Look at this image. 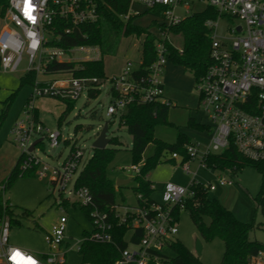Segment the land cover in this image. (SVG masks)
I'll use <instances>...</instances> for the list:
<instances>
[{"label": "built area", "instance_id": "1", "mask_svg": "<svg viewBox=\"0 0 264 264\" xmlns=\"http://www.w3.org/2000/svg\"><path fill=\"white\" fill-rule=\"evenodd\" d=\"M129 2L128 12L122 19L128 21L132 17L139 18L145 11H150L151 25L157 30V35L150 31L156 37V51L155 60L146 73L136 75L142 66L141 58L137 66L126 61L118 75L103 79L78 78L70 71H49L54 63L76 64L102 59L99 47L64 49L57 46L63 35L71 36L82 26L93 25L101 20V8L97 0H29L30 11L27 13L26 0H8L4 16L0 17V70L17 73L26 60L28 66L23 70L25 75L35 73L32 92L23 108L24 115L15 121L11 136L20 150L21 172L34 171L38 179L46 181L52 187L51 193L57 192L59 195L58 207L61 212H66V207L71 206L79 207L88 214L93 231L77 249V253L82 256V249L93 244L115 246L117 228L125 227L128 230L124 236L126 247L120 251L115 264H169L170 255L167 251L179 232L175 208L184 210L185 201L194 196L192 188L202 185L196 181L197 173L191 174L190 162L199 161L200 169L213 171L207 167V158L221 154L230 145H234L250 161L264 160V0ZM198 5H204L203 9H198ZM137 6L143 11L135 10ZM207 8L214 9L217 17L205 23L209 30L210 65L205 75L196 82V91L200 108L212 125L211 138L204 150L199 143L186 145V159L177 153L171 155L175 161L181 162L184 159L183 170L193 178L190 185L181 187L171 183L164 184L161 203L152 199L144 200L136 207L120 206L117 203L108 211L97 208L90 190L77 184L86 166L80 170L85 157L81 149L72 145L67 157L57 162V165L44 162L35 154L44 140H48L50 148L55 150L60 146L62 138L60 131H49L39 120L36 106L38 100L54 99L65 104L74 103L89 96L91 91L101 92L106 83L110 98L108 117L120 119L130 104L160 103L170 106L163 97L162 75L171 62V48L180 54L183 52L172 41L170 29ZM223 17L242 22L236 28H228L224 38L216 33ZM57 21L68 26L59 32ZM142 39L141 51L144 35ZM74 53H83L87 57L78 61L66 59L67 55ZM41 76L54 78L41 81ZM68 141H65L66 144ZM60 157L61 155L57 159ZM141 166L142 163L133 165L127 172L138 176L141 174ZM220 173L230 174L228 171ZM221 175L217 178V184L209 182L203 185L208 193L232 186V182ZM67 223L68 218L63 216L45 233L48 252L39 254L13 245L10 242L12 221L6 216L1 217L0 264H68L69 249L65 237ZM138 233L142 237L135 244L132 238ZM250 264H264V252L251 258Z\"/></svg>", "mask_w": 264, "mask_h": 264}, {"label": "rangeland", "instance_id": "2", "mask_svg": "<svg viewBox=\"0 0 264 264\" xmlns=\"http://www.w3.org/2000/svg\"><path fill=\"white\" fill-rule=\"evenodd\" d=\"M204 5H198V9H203ZM135 10L142 12V8L135 7ZM152 18L149 14L142 15L137 19L138 25L149 28L153 34L157 35V30L151 25ZM217 34L219 37H226L228 28H236L242 25L238 19L223 17L219 21ZM106 28V25L104 26ZM103 50L106 53L102 56L105 72L108 77L117 74L123 63L131 61L137 66L141 58L142 37L134 35L130 37L117 38L106 29L104 34ZM172 41L177 47L181 45L179 37H172ZM86 54L74 53L66 56V59L76 61L85 59ZM78 66L79 63H76ZM178 66L174 63H171ZM28 66L26 60L22 62L17 73H5L0 70V197L2 202H7L10 209V219L12 227L10 232V242L26 251L44 254L48 252L45 243V233L59 221L63 216L68 218L66 226V244L69 253L67 255L68 264H82V256L77 253V249L93 231V224L88 214L81 208L66 207V212H61L58 203L57 192L51 193L52 187L46 182L37 178L35 173L19 177L9 188L4 189L8 177L20 157V150L14 144L11 136V129L17 119L23 117V108L32 92V85L23 82L25 76L24 69ZM183 77L173 78L174 100L169 109L168 125H158L154 131L156 139L168 144L176 143L180 134L186 135L190 143H199L204 150L209 145L211 134L207 131L188 127L190 118L198 123L212 126L204 116L199 102V95L196 91V81L190 72L184 73ZM118 75V74H117ZM53 76H41V81L53 79ZM110 104L108 96V86L106 83L101 88L97 98L89 96L82 97L72 103L73 108L67 112L64 119L59 122L60 116L66 109V104L54 99H40L36 106L39 120L51 132L60 131L62 134L60 146L52 150L48 140L38 147L36 152L44 162L57 165V162L65 159L72 145L81 149L84 154V161L80 168L93 157L95 149L93 143L98 138L100 131L106 123L109 124L107 138L109 140L118 139L120 144L111 145L115 151L114 160L108 166L107 174L114 180L130 181L126 187L117 192V203L120 206L136 207L138 204L137 195L133 188L135 176L127 172L133 167L132 162V137L125 127H121L118 118L107 116V108ZM70 140V141H68ZM65 141H68L66 144ZM155 146L150 144L143 159L154 156ZM61 155L59 159L58 156ZM199 161L190 162L191 174L197 173L196 181L202 185L207 183L217 184V178L222 173L218 171H208L199 168ZM222 177L230 180L232 186L218 188L209 193L210 199L218 200L225 208L230 210L235 218L243 224H255V230L250 234L251 240H256L264 244V217L261 211H256L254 198L262 187V176L251 166H245L234 176L223 173ZM150 181L154 190L152 199L155 202H162V192L159 189L167 183L188 187L192 181V175L187 174L180 165V161L168 162L158 165L149 173ZM209 224V219L205 220ZM178 234L175 240L181 242L191 253L199 258L202 264H221L225 245L220 239L206 242L199 235L188 211L182 210L178 221ZM200 241L203 247L201 255L196 253V242ZM132 249L131 247H129ZM167 254L175 256L172 250Z\"/></svg>", "mask_w": 264, "mask_h": 264}, {"label": "trees", "instance_id": "3", "mask_svg": "<svg viewBox=\"0 0 264 264\" xmlns=\"http://www.w3.org/2000/svg\"><path fill=\"white\" fill-rule=\"evenodd\" d=\"M101 8V20L93 25H85L76 30L71 36L63 35L62 41L57 46L64 49H70L79 46L99 47L104 56L103 41L106 29L113 33L115 37H130L134 35L137 38L145 36L142 44V66L136 72V75L146 73L147 68L155 60L156 37L150 33L149 28H144L134 22L138 17H132L124 21L122 17L127 14L130 2L129 0H97ZM8 0H0V17L4 16ZM151 14L145 11L142 15ZM141 15V16H142ZM217 12L212 8L204 9L200 13H194L186 18L179 25L170 29L171 37L181 39L180 48L182 54L176 49L171 48L170 61L190 72L197 82L203 77L210 65V39L209 30L205 23L209 19H216ZM106 25V28L104 26ZM56 26L61 32L68 24L57 21ZM78 66L75 63H54L49 67L50 72L70 71L78 78L97 77L103 79L106 77L103 59L100 61L81 62ZM35 73H29L22 79L23 82H29L33 85ZM100 95V91H91L89 97L94 99ZM170 106L160 103L151 105L130 104L125 109L119 119L121 127H125L132 137V162L133 165L142 163L141 174L135 176L136 186L133 188L137 195L138 203L144 200L152 201L154 186L148 179L149 173L162 163L176 161L171 158L174 153L185 157V146L190 143V139L180 134L176 143L168 144L158 140L154 136V131L158 125H168V116ZM73 108L72 103H66V109L60 116L61 122L68 111ZM111 124V123H109ZM188 127H193L201 132L207 131L211 134L210 126L198 123L190 118ZM111 145H118V139L110 140ZM153 144L155 154L152 157L143 159L147 147ZM115 151L112 148L104 150H95L93 157L88 161L84 170L78 179L79 187H86L90 190L94 205L104 211H108L117 204V192L123 187H116V182L108 174V166L114 160ZM186 159V157H185ZM184 160V159H183ZM180 162V165L184 161ZM207 167L218 172H230L234 176L245 166L255 168L262 176V187L254 198L256 211L260 210L264 217V160L250 161L244 158L234 147L230 145L221 154L210 155L206 160ZM34 171L23 173L19 167V161L12 169L4 189L6 190L19 177L33 174ZM194 196L184 203V211H188L192 222L194 223L199 235L206 242L214 239H220L225 245L224 255L221 264H250L251 258L259 252H264V244L251 240L250 234L255 230V224H243L239 222L233 213L225 208L218 200L210 199L209 193L203 185L192 188ZM182 211L175 208V215L179 221ZM10 209L7 202L3 203L0 197V218L6 216L10 219ZM209 219V224L206 223ZM11 220V219H10ZM128 230L125 227H119L116 230V245H90L84 247L81 251L82 261L87 264H115L120 257V251L126 247L124 236ZM142 234L138 233L132 238L133 243H139ZM170 250L175 256H170L169 264H202L198 257L191 253L181 242L175 240L170 246Z\"/></svg>", "mask_w": 264, "mask_h": 264}, {"label": "crops", "instance_id": "4", "mask_svg": "<svg viewBox=\"0 0 264 264\" xmlns=\"http://www.w3.org/2000/svg\"><path fill=\"white\" fill-rule=\"evenodd\" d=\"M141 54H142V51H141ZM142 57V55H141ZM172 62H169L167 64V66L165 67L164 69V72H163V75H162V83H163V90H164V99L167 100L170 104H174L176 103L174 98V88H173V84H172V79L173 78H180L183 77L185 74V70L184 68H182L181 66H175L173 64H171ZM124 65L125 63H123L121 69L119 72H117V74H119L122 69L124 68ZM105 68V67H104ZM117 74H111L109 75L110 76H113V75H117ZM105 75L107 76L106 72H105ZM183 75V76H182ZM19 161V159L17 160V162ZM214 171V170H213ZM148 179L150 180L149 176H148ZM151 182V181H150ZM152 183V182H151ZM153 184V183H152ZM162 188L163 186L159 189V191L162 192ZM155 191V190H154Z\"/></svg>", "mask_w": 264, "mask_h": 264}, {"label": "water", "instance_id": "5", "mask_svg": "<svg viewBox=\"0 0 264 264\" xmlns=\"http://www.w3.org/2000/svg\"><path fill=\"white\" fill-rule=\"evenodd\" d=\"M108 130H109V123H106L102 130L100 131L98 138L96 139V141L93 143V148L95 150H104L108 147V145L110 144V140L107 138V134H108ZM38 143V142H37ZM36 144V143H35ZM35 146V145H34ZM34 146L31 148V150L34 148ZM130 183V181H124V180H117L116 181V187H121V186H126ZM196 253L198 255H201L203 247L200 241L196 242V247H195Z\"/></svg>", "mask_w": 264, "mask_h": 264}, {"label": "snow or ice", "instance_id": "6", "mask_svg": "<svg viewBox=\"0 0 264 264\" xmlns=\"http://www.w3.org/2000/svg\"><path fill=\"white\" fill-rule=\"evenodd\" d=\"M30 11V3H29V0H26V3H25V12H29ZM16 255H19V253H17Z\"/></svg>", "mask_w": 264, "mask_h": 264}]
</instances>
